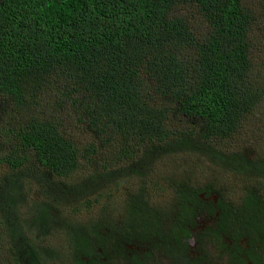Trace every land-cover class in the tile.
Listing matches in <instances>:
<instances>
[{"label":"trees","instance_id":"1","mask_svg":"<svg viewBox=\"0 0 264 264\" xmlns=\"http://www.w3.org/2000/svg\"><path fill=\"white\" fill-rule=\"evenodd\" d=\"M262 100L264 26L244 0H0V264H20L22 248L45 262L148 264V251L126 255L139 241L206 264L201 250L188 259L192 239L230 264H264V153L235 139ZM95 158V197L65 210L70 189L53 186L50 213L29 197L27 166L65 181ZM127 168L136 180L123 186ZM111 181L124 197H103ZM201 213L214 224L194 235ZM41 226L62 239L46 242Z\"/></svg>","mask_w":264,"mask_h":264},{"label":"rangeland","instance_id":"2","mask_svg":"<svg viewBox=\"0 0 264 264\" xmlns=\"http://www.w3.org/2000/svg\"><path fill=\"white\" fill-rule=\"evenodd\" d=\"M244 1L250 4V6L253 9H255V14L257 16V23L264 26V0H244ZM248 115L249 116L248 118L245 119L244 124H241V127L239 128L235 139L237 142H239L244 147H246L244 153H247L248 156H253L256 154L255 151L257 152L258 150H260L259 151L260 153H264V100H262L257 105L256 109H254ZM70 121L71 119H69L68 122ZM70 123L72 124L70 129L71 132H73L78 136L79 129L76 127L74 128V124L72 122ZM226 147H228V149L230 150H233V147L230 146H226ZM177 157L180 160H182L184 159V157L187 158L188 156L178 152ZM80 162L81 163L78 172L74 175L73 178L65 181L56 180L52 176H42L39 172H37V168L35 167L34 164H32L31 166L26 165L27 166L26 171L30 172V177L33 180L30 182L31 191L29 197L37 201V208L39 210L45 209L48 210L50 213V210L48 209L46 204L48 190L53 186L57 188L59 184H61V187L64 186V188L70 189L69 195L65 196V194H62L60 192L58 196V204L61 205L65 210L69 202H72V204H74L76 200H78L81 196L93 198L97 195L98 189L95 184H97V182L100 183L102 182L103 173H102L101 163H103V160L101 158H95L90 163H86L84 162V160H81ZM163 162L164 161H160V162L158 161V163L154 162L153 164H151L155 166V171L157 174L160 173L161 164ZM196 162H198L196 170L198 174H201L200 175L201 179H203V181L208 179L206 178L207 177L206 163L199 162L198 159L196 160ZM38 174H40V177L38 176ZM152 174L153 173H150L147 176L145 175V178L149 179L152 176ZM2 176H4V173H1L0 176L1 180L3 181L4 179L2 178ZM134 178H135L134 173H132V171L129 168L123 171L122 176H119V180L121 181L120 183L123 186H125L127 182L134 184V180H136ZM3 183H5V181H3ZM50 183L53 185L49 187L48 185ZM104 186L105 188L101 191L103 197L106 192H108V196L110 198L112 197L120 198L121 196L124 197L125 192L123 191V188L114 186V181H111ZM74 188L78 189L80 193H76L74 191ZM150 194L152 195L153 201L157 204H164L168 201L169 198L166 192L150 191ZM103 197H99V198L103 199ZM211 198L214 200L215 195H212ZM112 206L110 205L108 206V208L110 209L109 212L111 214H116L117 212L115 211L114 208H112ZM215 221H216V216H215ZM213 224H214V216L208 215L206 213H201L196 217V223L192 231L194 235H196L205 227L211 226ZM36 233L41 235L48 243L55 244L56 242H59L60 239H62V237L59 236V231L51 232L49 228L45 229L43 226H41ZM225 242L229 244L227 239H225ZM241 243L243 247L246 246V241H241ZM20 244H17V246L20 247L23 245V243ZM125 247H126L127 256L135 253L141 256L142 254L148 251L151 254L150 258H148V264H174V262L170 258H168L167 256H165L164 254L158 251H155L152 243H148L145 241L132 242ZM199 248L200 247L197 244L196 240L192 239L190 241V246L187 253L189 260L199 257L200 256L199 252L201 250L205 253L207 257V259L205 260L206 264H230L228 262L226 252L224 250L212 248L210 247L209 244L208 246L204 245L202 249ZM18 254H20V259H21L20 264H67L66 261L60 258L51 259L48 262H45L43 260H34V259L32 260L28 257L29 254L26 248H22ZM115 263L127 264L126 261L124 260L116 261Z\"/></svg>","mask_w":264,"mask_h":264},{"label":"flooded vegetation","instance_id":"3","mask_svg":"<svg viewBox=\"0 0 264 264\" xmlns=\"http://www.w3.org/2000/svg\"><path fill=\"white\" fill-rule=\"evenodd\" d=\"M245 247V246H244Z\"/></svg>","mask_w":264,"mask_h":264}]
</instances>
